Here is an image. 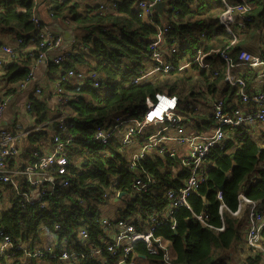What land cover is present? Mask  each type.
Masks as SVG:
<instances>
[{
	"label": "trees",
	"instance_id": "trees-1",
	"mask_svg": "<svg viewBox=\"0 0 264 264\" xmlns=\"http://www.w3.org/2000/svg\"><path fill=\"white\" fill-rule=\"evenodd\" d=\"M137 1L106 0L110 3L107 6L102 0L87 4L79 0L48 1L47 11L52 18L67 19L74 31L83 33L70 44L68 60L59 65L49 62L52 69H63V78L57 84L66 97L65 106L61 110L56 105L50 108L45 95L48 86L41 94L33 90L29 95L33 124L40 125L44 121L52 124L32 129L25 141L27 151L38 147L39 141H49L55 132L56 118L64 112L69 123L67 134L72 138L67 152L71 161L67 174L70 182L67 186L55 187L53 193L44 196L43 207L39 206L41 201L20 207L16 196L10 195L14 204L0 214V225L12 236L14 247L10 257L0 255V264H65L58 256L48 254L45 246L55 241L45 234L62 238L67 233L66 247L89 251L90 245L91 248L101 247L107 239L100 225L102 216L128 219L136 231L144 230L154 214H160V218L167 216L164 214L167 200L163 193L167 188L181 185L188 174L181 160L154 153L138 161L137 169L133 170L123 148L122 133H112L108 142L96 143L92 141L96 125L109 126L117 113L127 111L141 117L146 100L153 99L157 91H168L177 95L185 120H192L193 127L202 132L210 127L212 119L210 114L197 113L191 102L195 105L196 100L209 91L221 92L229 104L233 101L236 87L224 83V63L214 54L206 59L211 64L208 69L191 64L182 70L157 71L134 81L149 71L151 59L147 44L165 23L171 27L165 42L174 41L177 45V51L167 60L175 64L189 60L185 57L189 51L192 57L199 48L208 51L209 47H225L229 35H225L217 22L221 10L219 0H166L177 11L169 10L161 20L155 10L149 21L135 9ZM36 14L34 0H0V34L10 35L14 40L20 38V45L30 47L0 65V99L21 90L19 83L27 78L40 53L48 46L39 32L46 23ZM250 15L253 21L245 31V40L264 29V0L256 1ZM55 37L54 32L51 42ZM4 42L0 40V48L8 44ZM70 69L97 72L99 84L93 86L88 77L67 76ZM250 78L247 79L249 83ZM204 101L207 105L206 97ZM253 129L242 128L223 146L211 147L206 177L188 197L187 206L175 207L164 223L156 224L152 233L154 238L167 244L169 263L164 261V249L157 246L156 253H152L142 240L133 243L138 260H146L148 264H225L233 252L231 248L237 247L248 252L243 264H260L263 252L248 247L242 235L246 208H241L239 215L232 212L239 205L241 193L253 201L264 202V127H260L256 135ZM144 134L141 133L140 138ZM144 172L154 182L146 191L134 193L135 179L146 180ZM8 187L6 185L5 189ZM111 198L121 203L113 204V212L108 215L101 207L108 209ZM220 204H223L222 220L218 212ZM201 213L207 216L205 223L196 218V214ZM56 224L60 225L59 229ZM222 224L219 230L217 227ZM82 226L88 229V240L77 238L75 230ZM22 243L29 251L43 248V255L25 254L18 248ZM260 245L264 249V238ZM60 248V244L56 245L55 251ZM104 254L105 257H80L74 264H105L103 258L109 259L110 254Z\"/></svg>",
	"mask_w": 264,
	"mask_h": 264
},
{
	"label": "built area",
	"instance_id": "built-area-1",
	"mask_svg": "<svg viewBox=\"0 0 264 264\" xmlns=\"http://www.w3.org/2000/svg\"><path fill=\"white\" fill-rule=\"evenodd\" d=\"M162 0H138L135 3L139 15L144 18L151 16L153 11V3ZM255 0H221L223 7L217 17V22L224 29L225 35H229V40L225 47H209L208 51L202 48L197 49L196 53L186 61L178 62V64L168 61L167 58L177 51V45L174 41L166 43V36L170 30V25L165 23L158 28L157 32L148 42V50L150 55L149 71L135 78L134 81L141 80L144 76H150L157 71L168 72L173 68L180 70L188 68L191 64L199 66L201 69L210 67L208 56L214 54L224 63L225 71L223 81L225 84L236 87V94L233 101L229 104L226 102L224 95H214L212 92L206 95L209 106L208 111L212 124L207 131L188 132L189 124L185 120L183 113L179 110L178 97L174 93L168 91H157L153 95V99L146 100V107L141 113V117L131 115V112L117 113L111 121L112 124L105 126L98 124L93 130L92 141L98 143L108 142V138L112 133H122L123 148L129 158L130 168L137 169V162L146 156L157 154L159 156L167 155L169 157H178L181 165L187 171V177L182 184L177 187L167 188L163 195L167 200L164 214H154L148 220L144 230L136 231L133 223L125 218H109L102 216L100 225L107 239L104 245L91 248L89 251H77L66 247L69 235L64 233L62 238L53 239V244L49 243L45 246L46 251L51 257L58 256V259L65 264H74L80 257H94L104 255L105 252L110 254V258H104L105 264H146L138 260L133 252V243L142 240L146 243L148 251L156 253L155 247L160 246L164 249V261L169 263V251L165 242L159 238H154L153 230L156 224L164 223V220L171 216V211L177 206H187L188 197L193 194L198 185L206 177L207 155L213 146H223L226 141L234 138V133L242 128L260 126L264 127V88H255L254 82H248L247 79L249 69H260L258 77L264 78V41L260 53H253L247 49L234 52L232 48L236 46L237 27H244L249 24L253 18L250 15L252 2ZM106 6L110 3L102 1ZM114 1L111 3L113 6ZM102 6V5H101ZM35 21L37 19L34 18ZM43 41L47 43L45 51L40 53V58H45L47 50L58 44L61 37L56 34L55 40L51 42V35L54 32L47 26L39 29ZM21 39L16 38L14 43L2 45L0 50L4 56L0 58V65L7 60L16 56L21 51L29 50V46L20 45ZM52 43V45H50ZM71 49H64L51 60L54 64L68 60ZM38 61V60H37ZM32 68V67H31ZM33 75V68L29 71L27 78L19 83L20 88L30 80ZM67 76L83 79L90 78L93 86L99 84L97 72L70 69ZM133 81V82H134ZM57 88L52 91L54 104L59 110L63 109L66 97L61 94V87L57 84ZM36 93H41V88H35ZM50 98V97H49ZM10 95H4L0 99V119L2 118ZM235 101V104L233 102ZM30 109V102L26 103ZM65 113L62 112L56 118L55 132L50 138V145L40 146L28 153L23 163H18V157L21 154V146L24 137L32 130L23 128L20 124L12 128L0 129V200H4L6 207L0 211V214L14 204L10 199V195L17 198V205L25 206L26 203H35L41 201L40 207L44 206V196L53 193L55 187L67 186L70 182L67 174L69 173L70 160L67 157L68 146L72 138L67 134L69 123L65 120ZM52 122H42L40 125L34 126L33 130L40 129ZM156 127L154 132H145L148 127ZM141 133H145L141 138ZM264 169V166L262 167ZM141 172V171H140ZM144 177H137L133 183V192L146 191L148 185L154 180L144 172ZM9 185L5 189V186ZM220 190V189H219ZM10 192V193H9ZM220 197V191H217ZM245 207L247 211L246 224V244L253 249L261 248V241L264 238V202L253 201L248 199L243 193L239 195V205L236 210L232 211L234 215H239L241 208ZM223 204L219 205L218 212L222 220ZM206 215L196 214V218L205 223ZM60 228L59 224L55 225ZM219 230L223 228V224L217 227ZM77 238L80 240H88L90 234L84 226L75 230ZM158 242L155 245L153 242ZM60 244L61 248L55 251V246ZM14 242L12 236L6 232L5 228L0 225V255L6 258L11 256ZM18 248L22 249L25 254L32 257H41L43 248L35 247L32 251L26 248V245L18 244ZM57 253V254H56ZM147 262V261H146ZM148 264V262H147Z\"/></svg>",
	"mask_w": 264,
	"mask_h": 264
},
{
	"label": "crops",
	"instance_id": "crops-1",
	"mask_svg": "<svg viewBox=\"0 0 264 264\" xmlns=\"http://www.w3.org/2000/svg\"><path fill=\"white\" fill-rule=\"evenodd\" d=\"M48 1L49 0H34V2L36 4V11H37L36 16L40 20H43L44 23H46L45 26H47L50 30L59 34L61 39L58 42V44L54 45L53 47H50L47 50L45 58H40V60H38L34 63V65L32 66L33 75L30 78V80L27 81L23 85V87L21 88V90L17 94L10 96V101L7 104L8 106L6 107L4 114H3L2 118L0 119V129L12 128V127L17 125L16 123L21 125L22 130H23V128L33 129L34 126H36L35 124H33V119L29 114V109L27 108L26 103L28 101L30 102L29 95L31 94V92H33V90H35V88L37 86L41 87V93L44 92V87L48 86V89L45 91V95L48 97V104H49L51 109H54V107L56 105V104H54V101H53L52 91L55 88V85H57V83L59 82V79L61 80L63 78L61 76L63 69L61 70V68H59L57 70H54L49 66V62H51V60L61 50L70 49L69 46L75 40L76 36H75V31L72 29L71 24L68 22L67 19H64V18L54 19L51 17L50 13L47 11V9L50 7V4L48 3ZM83 1H85V0H82V3H83ZM102 1H106V0H102ZM162 1L164 2V5L162 7L163 8L162 13L160 11L156 10L155 8H153V5H152L153 11H152L151 15L156 10L160 14L161 20H164L167 12H169V10H173V9L175 11H177V10H176V8L173 7V5H171V4L168 5L166 0H162ZM220 1L221 0H219V2ZM231 1H233V0H231ZM256 1L257 0L252 2V5H251L252 8L250 10V13L253 10V8L255 7ZM219 6L221 7V10H222L223 7L221 6V3L219 4ZM144 19L146 21L147 20L149 21L150 16L148 18H144ZM249 24H246L244 27H240V26L237 27V33H236L237 43H236V46L234 48H232L233 50H235L234 52L242 50V49H244V50L247 49L253 53H260L261 51L263 52L262 47H263V41H264V29L262 28L263 29L262 31L259 30V32L253 34L254 36L245 40V35H246L245 31L247 30ZM241 30H242V32H241ZM2 39L5 40L4 44L8 43V44L12 45L14 43V41H13L14 39L10 35L0 34V40H2ZM2 56H4V53L2 50H0V58H2ZM260 71H261L260 69H252V70L249 69L248 77H251L250 81L254 82L255 88H264V78L258 77V74ZM262 71H264V70H262ZM60 76H61V78H60ZM41 93H37V94H41ZM171 93H173V92H171ZM207 94L208 93H206V92L203 93V96H201L202 98L197 99L196 100L197 103L195 105H194V103L191 102V104L193 105L192 107H194L196 109L195 111L199 114H203V113L209 114V111H208L209 103L207 105L203 104L205 102L204 97H206ZM217 94H219V92H214V95H217ZM191 121H187V124H189V128H187V131L188 132H191V131L200 132L198 127H193ZM209 128L210 127H208V129ZM208 129H206L204 131H207ZM150 132H152V131H150ZM25 139H26V136L24 137L23 144L21 146V154L19 155L18 160H16V161H18V163H23L24 160L27 158L28 153L31 152L32 150L36 149V148H40V146H42V144L47 145V146L50 145V140L49 141L48 140L47 141L42 140V141H39L40 144L38 147L32 148V149H30V151H27V148H26L27 142L25 141ZM182 182H183V180H182ZM246 224H247V219H246V222H245V225L243 228V234H242L244 238H245V234H246V230H245ZM53 239H56L55 235H53L52 240ZM165 245L167 246L166 243H165ZM245 253H248V252L245 250ZM143 262H145L147 264L146 261H143ZM260 264H264V253L262 254Z\"/></svg>",
	"mask_w": 264,
	"mask_h": 264
},
{
	"label": "rangeland",
	"instance_id": "rangeland-1",
	"mask_svg": "<svg viewBox=\"0 0 264 264\" xmlns=\"http://www.w3.org/2000/svg\"><path fill=\"white\" fill-rule=\"evenodd\" d=\"M79 1H81V3H82V0H79ZM94 0H85V1H83V3L82 4H87V3H91V2H93ZM82 33H83V31H81V30H76L75 31V36H76V38L77 37H80L81 35H82ZM187 59H189V58H191V52L189 51V52H187V54H186V56H185ZM187 74H190L189 72L187 73ZM191 123H193L192 121H191ZM253 134H257V132H258V129L260 128V126H253ZM157 128L154 126H152V127H148V128H146L145 129V132L146 133H148L149 132V130L150 131H152V132H154L155 130H156ZM253 178L252 177H250V179H249V181H251ZM121 203V200H116V199H110V205L108 206L109 208L108 209H106L104 206H102L101 208L105 211V214H108V215H111V213L113 212V209H112V207H113V204H117V203ZM4 203V200L2 199V200H0V211L1 210H3L5 207H6V205L5 204H3ZM243 209V208H242ZM109 211H111V212H109ZM45 236L47 237V238H49V239H51L52 240V237H53V235H50V234H45ZM233 250V252H232V254H231V256H230V258L228 259V261H226V263L225 264H243V262H244V258H245V250L244 249H239V248H237V247H235V248H231V251Z\"/></svg>",
	"mask_w": 264,
	"mask_h": 264
},
{
	"label": "water",
	"instance_id": "water-1",
	"mask_svg": "<svg viewBox=\"0 0 264 264\" xmlns=\"http://www.w3.org/2000/svg\"><path fill=\"white\" fill-rule=\"evenodd\" d=\"M163 5H164L163 1L156 2V3H153V8H155L156 10H158V11H160L162 13ZM219 188H221V186ZM154 244H157V242H154Z\"/></svg>",
	"mask_w": 264,
	"mask_h": 264
},
{
	"label": "clouds",
	"instance_id": "clouds-1",
	"mask_svg": "<svg viewBox=\"0 0 264 264\" xmlns=\"http://www.w3.org/2000/svg\"><path fill=\"white\" fill-rule=\"evenodd\" d=\"M156 242V241H155ZM154 243V242H153ZM158 243V242H157ZM155 245H157V244H155ZM104 256V255H103ZM104 259V258H103ZM62 262V261H61Z\"/></svg>",
	"mask_w": 264,
	"mask_h": 264
}]
</instances>
